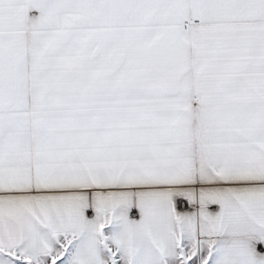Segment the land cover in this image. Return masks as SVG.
<instances>
[{"label": "snow or ice", "instance_id": "snow-or-ice-1", "mask_svg": "<svg viewBox=\"0 0 264 264\" xmlns=\"http://www.w3.org/2000/svg\"><path fill=\"white\" fill-rule=\"evenodd\" d=\"M0 264H264V0H0Z\"/></svg>", "mask_w": 264, "mask_h": 264}]
</instances>
